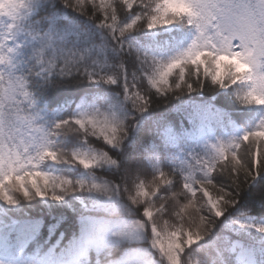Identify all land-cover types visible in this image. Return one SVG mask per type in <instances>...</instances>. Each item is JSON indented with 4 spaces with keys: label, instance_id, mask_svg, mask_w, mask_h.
<instances>
[{
    "label": "snow or ice",
    "instance_id": "1",
    "mask_svg": "<svg viewBox=\"0 0 264 264\" xmlns=\"http://www.w3.org/2000/svg\"><path fill=\"white\" fill-rule=\"evenodd\" d=\"M0 21V204L87 194L81 255L135 244L113 264H147V244L151 264H232L236 245L221 233L206 237L228 209L242 212L241 192L264 210V120L236 140L206 142L203 154L165 172L152 154L198 132L208 109L187 123L149 109L208 88L224 90L240 119L250 115L243 109H264V0H0ZM180 23L194 29L192 43L161 61L151 46ZM17 36L22 49L10 46ZM69 84L86 89L79 102L60 98ZM102 85L118 86L111 91L122 90V100L93 88ZM137 113L148 115L136 122ZM45 162L87 175H53L41 170ZM253 227L264 234V225ZM252 264H264V249Z\"/></svg>",
    "mask_w": 264,
    "mask_h": 264
},
{
    "label": "trees",
    "instance_id": "2",
    "mask_svg": "<svg viewBox=\"0 0 264 264\" xmlns=\"http://www.w3.org/2000/svg\"><path fill=\"white\" fill-rule=\"evenodd\" d=\"M4 27V23L0 21V28ZM172 28L169 35L168 45L159 48V44H153L152 51L161 61H167L172 57L179 55L186 50L192 43L194 38V29L185 23L170 26ZM133 35H136L135 33ZM166 34H164V37ZM136 43L129 44V47H135ZM162 44V43H160ZM19 48L24 47V42L15 37L10 46ZM19 51V49H18ZM23 60L17 57L16 65L20 67ZM118 86H93L98 91H105L109 95L119 97L122 100L121 91H111ZM86 91L84 86H63L60 89L59 96L61 99L67 98L79 102L81 93ZM229 99L224 94V90L208 88L203 93H185L181 96L161 98L154 101L153 106L149 109L155 116H166L173 123H187V117L196 109H208L203 115L204 124L193 136L186 138L181 143L169 142L162 150H156L151 156V165L165 172L180 168L188 159L189 153L203 154L205 143H214L216 141L227 142L236 140L241 137L244 132L252 130L261 120H264V109L252 107L243 109L250 115L247 118H239V106L234 102L225 104V100ZM158 104V106H157ZM75 105L65 106L60 109L57 118L68 114ZM148 113H137L134 115V121L141 122L142 117ZM140 128V134L145 136V140L149 139L146 135L145 128L142 123H137ZM238 132H231L232 129H240ZM132 131H135L133 129ZM130 132V136H131ZM69 167V168H68ZM41 170L48 171L50 174L59 175L70 180H78L84 178L87 174L79 169L71 166L53 165L45 162L41 165ZM153 168L150 166L149 171ZM101 175H106L101 172ZM110 179L116 180L117 176L112 175ZM264 180V176L257 177V181ZM239 202L244 205L241 213L237 214L232 209H228L224 216L215 222L212 232L209 233L211 238L213 233H221L222 240H226L232 244L234 240L240 238L232 233V228L236 221L243 224V232L240 234L255 235L254 225H264V210L258 207H252L246 192H241L238 198ZM127 204V201H123ZM92 199L87 194H69L61 201H23L15 208H9L0 204V227L6 226L9 219L24 220L25 233L23 235L24 245L19 255L15 256L10 253L12 244V236L5 232L0 233V264H38L45 256L56 259L68 260L69 255L71 261L69 264H113V261L126 258V254L138 245H125L118 249L92 248L87 255H81V251L75 250L78 245L81 233L82 219L91 215ZM130 207V206H129ZM124 219H132L134 217L125 214ZM26 219V220H25ZM17 237V236H15ZM45 237L49 239L45 241ZM257 241H259L257 239ZM31 244V247L29 248ZM79 247V245H78ZM253 257L259 258V253L264 249V243L260 242L259 246L253 245ZM143 256L147 264H151L153 256L152 251L147 244L143 245ZM9 254V255H7ZM67 262V261H66ZM232 264H238L232 255Z\"/></svg>",
    "mask_w": 264,
    "mask_h": 264
},
{
    "label": "rangeland",
    "instance_id": "3",
    "mask_svg": "<svg viewBox=\"0 0 264 264\" xmlns=\"http://www.w3.org/2000/svg\"><path fill=\"white\" fill-rule=\"evenodd\" d=\"M253 230L255 232V235L253 236L247 234V232L240 235L243 232V229L237 222L231 230L235 236H240V238H237L233 244L236 245V251L234 252V254L238 260L242 261V264H252L251 246H259L260 242L264 243V239H261V237H264V234L257 233L255 229ZM257 239L259 241H257Z\"/></svg>",
    "mask_w": 264,
    "mask_h": 264
}]
</instances>
